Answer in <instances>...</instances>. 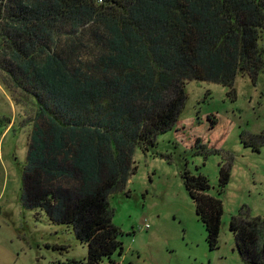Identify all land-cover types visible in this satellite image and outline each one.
Listing matches in <instances>:
<instances>
[{
    "label": "trees",
    "instance_id": "1",
    "mask_svg": "<svg viewBox=\"0 0 264 264\" xmlns=\"http://www.w3.org/2000/svg\"><path fill=\"white\" fill-rule=\"evenodd\" d=\"M66 27L96 38L102 79L70 70L72 42L58 53L48 50L57 28ZM263 30L264 0H0V46H9V61L36 98L44 96L40 112L52 108L56 115L30 137L21 205L71 228L87 246L86 259L62 264H118L112 256L124 249L109 197L134 175L135 149L153 145L176 122L186 81L231 88L237 75H257ZM37 41L44 45L42 64L30 56ZM95 109L102 111L97 122L85 124ZM229 177V168L220 167V188ZM183 183L214 250L222 202L208 194L204 176L186 172ZM229 230L244 261L264 264V217L239 215Z\"/></svg>",
    "mask_w": 264,
    "mask_h": 264
},
{
    "label": "rangeland",
    "instance_id": "2",
    "mask_svg": "<svg viewBox=\"0 0 264 264\" xmlns=\"http://www.w3.org/2000/svg\"><path fill=\"white\" fill-rule=\"evenodd\" d=\"M67 27L57 28L48 50L58 53L72 42L70 70L102 79L96 38ZM42 43L30 53L37 64L46 57ZM258 46L264 58V30ZM10 54L9 46H0V264L84 260L87 246L71 228L52 224L41 211L21 205L30 137L36 128L45 129L48 115H56L52 108L40 112L44 96L36 98L28 79L20 78V70L9 61ZM184 88L186 99L176 122L153 145L135 149L134 175L123 191L109 197L111 221L124 249L121 256H112L118 264H250L241 258L229 225L239 215L264 217V67L253 77L237 75L231 88L190 80ZM105 102L109 100L101 101L103 109ZM99 114L96 109L88 112L85 124L96 123ZM224 166L230 177L220 188L219 169ZM186 172L204 176L208 194L222 202L214 250L183 183Z\"/></svg>",
    "mask_w": 264,
    "mask_h": 264
},
{
    "label": "built area",
    "instance_id": "3",
    "mask_svg": "<svg viewBox=\"0 0 264 264\" xmlns=\"http://www.w3.org/2000/svg\"><path fill=\"white\" fill-rule=\"evenodd\" d=\"M144 227H145V228H148V226H147V225H145Z\"/></svg>",
    "mask_w": 264,
    "mask_h": 264
}]
</instances>
